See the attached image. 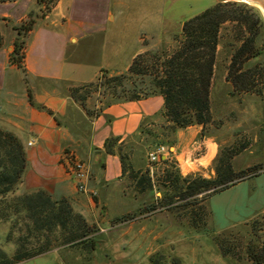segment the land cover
Returning a JSON list of instances; mask_svg holds the SVG:
<instances>
[{
	"label": "rangeland",
	"instance_id": "obj_1",
	"mask_svg": "<svg viewBox=\"0 0 264 264\" xmlns=\"http://www.w3.org/2000/svg\"><path fill=\"white\" fill-rule=\"evenodd\" d=\"M114 1L112 7H115ZM213 2L215 0H121L119 9L125 16L132 17L137 26H149L154 32L162 19L166 25V32L161 34L155 31L153 36H147L140 29L136 31L137 27L130 29L129 40H123L124 56L136 44L137 36L143 37V44L154 46H149L143 52H163L168 34L171 40L185 18L202 11ZM225 25L221 30L222 38L211 86L212 120L207 126V136L212 135L218 143V155H233L235 171L252 166L256 170L264 164V89L261 96L232 92L231 85L225 79L229 51L223 47L222 42L224 37L231 39L227 34L234 33V24ZM5 33L10 35L7 28ZM173 45L174 42L171 48ZM93 50L89 52L88 45L84 44L73 49V55L88 60L100 58V50ZM253 62L258 63V70L254 72L256 80L264 84V53ZM81 88V92L88 90L86 103H96L99 107L102 105L99 88L95 84ZM99 107L93 108L97 110ZM162 120L160 116L147 119L143 124L145 132L164 134ZM145 132L137 131L135 135L125 138L128 172L123 182L127 198L109 200L108 206L101 202L100 205L90 207L83 202V212L80 213L93 225L95 248L91 249L89 242L72 245L65 243L12 264H254L264 249V170L208 198L206 196L204 200L201 197L206 191L197 194V198L179 200L177 207L147 210L146 207L155 203L164 190L154 188L152 193H139L130 185L131 169L143 170L148 166L156 174L163 169L161 162L151 164L148 161L147 152L157 144L152 142L153 136ZM161 137V144L168 148L166 153L174 166L179 167L182 175L187 174L194 163H189V158L184 160L183 155L178 158L174 156L175 144L170 143L172 137L175 142L174 135ZM203 151L202 146L198 147L194 155ZM214 166L215 162H212L210 167ZM210 167L206 171L197 172L209 178L214 174ZM19 184L14 193L27 192ZM118 217L123 218L117 220ZM9 228L10 220L0 219V247L11 256L15 243L6 238ZM217 239L229 248V255L222 256Z\"/></svg>",
	"mask_w": 264,
	"mask_h": 264
},
{
	"label": "trees",
	"instance_id": "obj_2",
	"mask_svg": "<svg viewBox=\"0 0 264 264\" xmlns=\"http://www.w3.org/2000/svg\"><path fill=\"white\" fill-rule=\"evenodd\" d=\"M14 0H0L8 2ZM42 5L41 15L51 11L57 0H36ZM226 23H233V32L224 37L223 47L229 51L225 79L231 85L232 92L252 93L261 96L264 84L256 80L254 72L258 63L255 58L264 53V18L257 7L243 1L220 0L202 11L185 18L179 31L172 35L174 45L158 53L149 50L136 54L127 69L110 73L101 69L96 80L69 87L70 95L85 108L88 90L81 87L95 84L99 88L102 105L97 109H87L93 116L112 103L139 100L152 95H161L162 109L156 115L163 117L161 128L164 134L144 130V117L138 126V132L153 136L152 142L161 144V135H174L177 129L190 125H201L200 136L207 135V126L211 123V86L215 71L218 46L221 43V30ZM34 25V16L28 12L20 23L11 25L16 31L9 60L22 68L24 59V40ZM247 33V34H245ZM3 35L0 32V45ZM258 81V82H257ZM132 135H135L132 134ZM174 144V139L170 141ZM125 138L109 135L103 142V151L118 156L122 175L126 174L127 151L124 150ZM155 144V145H156ZM233 155H218L213 159L214 174L207 178L201 173L190 172L182 175L169 156L161 158L163 169L159 174L148 166L129 172L130 185L139 193H152L154 188L163 189V193L152 205L173 208L179 200L205 192L201 197L224 190L250 176L264 170V164L255 170V166L235 171L232 165ZM153 164V163H151ZM26 167L23 145L12 131L0 128V219L10 220L7 239L13 240L15 249L11 256L0 247V264H12L50 250L53 246L71 243L89 242L95 248L94 228L85 217L75 211L70 199L53 198L44 189L15 194L16 186L22 181ZM123 217H118L117 220ZM116 220V218L114 219ZM222 256L229 255V248L217 239ZM263 254L256 257L254 264L264 262ZM254 254V253H253Z\"/></svg>",
	"mask_w": 264,
	"mask_h": 264
},
{
	"label": "crops",
	"instance_id": "obj_3",
	"mask_svg": "<svg viewBox=\"0 0 264 264\" xmlns=\"http://www.w3.org/2000/svg\"><path fill=\"white\" fill-rule=\"evenodd\" d=\"M119 1L115 0L112 7L113 0H57L43 15L36 0L0 2V128L12 131L23 145L26 167L20 188L28 192L44 189L53 198H69L79 212H83L84 203L108 206L109 200L127 198L120 160L103 151V142L109 135L126 138L136 133L144 117L160 116L156 114L163 105L162 96L156 94L112 103L89 116L86 108L91 110L99 104L85 103L84 108L70 95V86L93 81L101 69L124 71L136 54L153 46L143 44V37L137 36L136 44L124 56L123 40L130 38V29L137 27L136 31L140 29L147 36L166 32L164 19L154 32L149 26H137L119 9ZM235 1L252 3L264 18V0ZM28 12L33 13L34 25L24 40L23 71L9 60L16 38L11 25L24 21ZM169 35L166 50L173 43ZM84 44L91 53L99 49L100 58L74 57L73 49ZM200 131L201 125L194 124L174 133V156L183 155L184 160L189 158V163H194L187 173L209 169L218 152L214 137L200 136ZM201 146L204 151L195 156V149ZM69 153L88 166L85 191L77 190L68 172ZM210 171H214L212 167Z\"/></svg>",
	"mask_w": 264,
	"mask_h": 264
},
{
	"label": "built area",
	"instance_id": "obj_4",
	"mask_svg": "<svg viewBox=\"0 0 264 264\" xmlns=\"http://www.w3.org/2000/svg\"><path fill=\"white\" fill-rule=\"evenodd\" d=\"M168 148L163 144H157L153 149L147 152L148 161L150 163H157L161 161L162 154L167 152ZM68 160V172L76 181V188L78 191L86 190V180L89 175V170L87 164L75 157L72 153L67 154Z\"/></svg>",
	"mask_w": 264,
	"mask_h": 264
}]
</instances>
